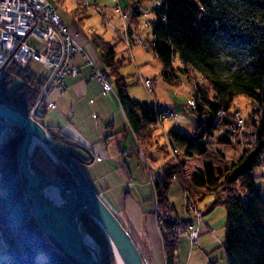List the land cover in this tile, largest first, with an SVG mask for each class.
<instances>
[{
	"label": "trees",
	"instance_id": "16d2710c",
	"mask_svg": "<svg viewBox=\"0 0 264 264\" xmlns=\"http://www.w3.org/2000/svg\"><path fill=\"white\" fill-rule=\"evenodd\" d=\"M151 13L155 16L149 25L154 38V55L162 64L161 73L165 82L177 85L172 75L176 58L181 73L189 76L197 73L190 83L196 82L192 97L196 102L193 113L198 118V124L190 134L177 131L166 133L168 145H158L152 104L140 102L127 94V81L121 73L123 59H116L114 46L97 36L92 37V42L101 55L105 68L103 72L114 88L142 155L147 160L146 153L154 147L167 156L171 155L170 162L156 170L162 184L153 186L164 263L175 264L176 244L183 234L182 231L174 233L177 221L183 227L189 223V219H173L166 202L169 183L175 177L183 191L191 194V187L199 191V200L211 196L204 205L205 213L223 208L222 247L227 264H264V198L255 187L252 176L256 168L264 167V24L257 25L255 22L257 17L264 16V0H161V6L153 7ZM129 16L130 23L137 27L140 14L133 9ZM128 30L134 34L130 26ZM220 58L230 60L233 67L216 70L213 61ZM16 79L20 85L9 91ZM41 84L42 79L35 76L28 64L18 68L9 61L0 81V98L28 114L37 96L34 86ZM240 96L249 98L252 104L246 123L253 124L255 106L263 111L261 120L254 125V140L240 150L228 169L216 172L206 164L187 176L178 155L188 158L204 155L205 145L214 137L216 130L222 132L216 140L218 145L239 148L230 140L227 130L238 112H231L230 109ZM220 112L223 115L215 125ZM38 122L49 133L53 143L73 148L80 146L61 131L53 132L41 121ZM4 125H11L13 134L0 144V264H77L45 234L31 211L25 197V179L16 159L22 129L0 118V130ZM170 149L176 152L172 153ZM90 158L82 162L87 164ZM54 165L57 177L72 181L61 165ZM30 166L39 171L32 160ZM81 229L98 247L101 262L115 264L105 237L85 215H81ZM143 251L142 257H147L148 250L144 248ZM40 253L44 254V258L38 261Z\"/></svg>",
	"mask_w": 264,
	"mask_h": 264
},
{
	"label": "crops",
	"instance_id": "0c3cea01",
	"mask_svg": "<svg viewBox=\"0 0 264 264\" xmlns=\"http://www.w3.org/2000/svg\"><path fill=\"white\" fill-rule=\"evenodd\" d=\"M48 1L51 3V0ZM54 1L57 3L56 6L59 11L56 12L57 15L60 17L61 22L67 26L74 43L80 47V50L72 55L68 63L69 68L77 69L79 74L77 77L66 76L63 91L53 89L43 98L42 107L45 113L43 118L44 120L48 116L49 118L48 122L41 121V123L45 127L51 128L53 132L61 131L71 137L81 147L87 149L91 155L89 156L91 157L90 161L87 164L99 163L101 171L99 176L90 178L94 191L130 234L140 253L144 254V248L148 250L147 257L150 264H165L161 246L159 220L156 216L155 192L147 173L148 164L145 157L139 151V146L125 119L113 86L110 84L109 88L99 85L98 82L96 83L97 85L93 83V69H97V66L100 64L103 66V63L99 51L92 42V37H101L107 43H111L103 36L96 34L89 26H86L85 22L92 14L101 13L99 7L107 10L105 3L108 0H84L88 6L85 11H82L74 0ZM146 1L130 0L131 6L129 10H124L131 13L133 9H136L137 13L140 14L138 18V22H140L141 16L150 12L153 8V0ZM100 2L101 5L99 4ZM116 6L115 12H117ZM119 9L122 10L120 7ZM146 24L148 25V23ZM116 38L120 39V32L119 34L117 33ZM134 44L137 43H133L131 46ZM172 75L177 85L165 83L167 90H171V92L173 91L172 86L184 84V80L180 76H175L174 71ZM92 85L95 86L94 89H91ZM127 94L129 95L128 92ZM130 97L136 99L135 97ZM158 99L156 98L155 101L162 108L171 109L173 105L175 108L173 119L179 118L176 113V111H180L178 109L179 105L174 100L160 102V99ZM80 101L84 103L87 101L88 108L92 106L93 110H99L101 114L108 109L107 107L120 113L123 125L122 128L117 130H115L113 124L114 116L111 119L106 118V120H102L107 127L106 136L101 138L104 146L102 149L97 147L95 149L86 148L83 143L73 137L74 134L70 130V125L75 115L73 109L80 107V104H78ZM187 107L189 113H191L189 106ZM91 115L92 118L98 117L96 112H92ZM187 118L189 116L185 118V121ZM175 124L178 126V122ZM179 130L180 127L174 131L179 132ZM66 147L67 150L64 154L75 149L70 146ZM141 164H143L144 169H142ZM55 169L54 166V177H56ZM194 192L199 195V191L194 189ZM165 198L167 205L171 208V216L174 219H189L188 224H192L193 228H198L199 230V236L195 242H191L186 236L178 240L176 244L175 264H227L225 251L222 247L225 225L224 210L216 211L217 209H215L210 213H205L204 211V205L210 201L211 196H205L202 200L203 202L206 201L203 207L196 205L197 210L202 214L200 220L193 219L190 212H185L183 206V188L179 183H173L168 187Z\"/></svg>",
	"mask_w": 264,
	"mask_h": 264
},
{
	"label": "rangeland",
	"instance_id": "374dc122",
	"mask_svg": "<svg viewBox=\"0 0 264 264\" xmlns=\"http://www.w3.org/2000/svg\"><path fill=\"white\" fill-rule=\"evenodd\" d=\"M153 1H152V6L154 7ZM74 2L76 3L75 0ZM50 4L52 5L53 9L56 12H59L57 10L56 1L51 0ZM99 4L101 5V2ZM105 4L107 5V10L103 9V7H99L101 13L92 14L89 18L86 19L87 21L85 20L86 21L85 25L89 26L99 36H103L108 42L112 44V46H114L116 59L118 60L123 59L124 67L121 69V73L126 78L127 81L126 90L129 93V95L135 97L136 100L140 102H145L148 104H153V102L156 103L155 101L156 98H159L160 100L159 99L158 100L160 102L174 100L179 105L178 109L180 111H176L179 118L173 119L174 116L168 118L162 122V125L160 127H157L155 134L158 140V145L163 146L166 143L164 138L165 133H168L169 131H174L176 128L180 127L179 132L181 133L190 134L193 131V128H195V126L198 124V118L196 114L192 112L189 113L187 107L189 106L191 100V94H190V90L188 89V86L190 84L191 78H193L194 75H197V73L191 74L190 76L181 73L178 70L179 60L178 58H176L174 62L173 71L175 73V76H180L184 80V84L183 85L180 84L178 86H172L173 91H175V92L172 91L173 93L171 92V90H167L165 86L166 85L165 83L167 82H164L165 79L163 78V75L161 73L163 70L162 64L155 57L154 53L152 51L147 50L144 46L140 44H134L133 46H131L130 54L132 58L129 60L130 57L126 53L127 46L125 42L122 39L116 38L117 33L119 34V32L121 33L123 31L122 30L123 21L120 15L117 12H115V6L118 5L122 9V11H125L124 9L129 10L131 6L130 0H117V1L108 0ZM154 19L155 16L150 11L141 16L140 22H138L137 27L133 26L132 23H130V21H128V26H130L132 31L134 30L133 31L134 34L140 36L143 40L147 41L148 44H151L154 41V38L150 32L151 30L149 23H151ZM255 22L257 25L264 24V16L257 17ZM146 23H148V25ZM26 43L28 45H31L37 50L41 48V44L32 37L26 39ZM213 63L216 66L215 67L216 70L219 71H220V67H223L224 69L233 67L232 62L226 58H220L218 60L213 61ZM28 68L32 72L37 74L43 72V68L41 64L37 63L34 60L29 61ZM97 69H96L97 71H101V72L104 71V68L103 66H101V64L97 66ZM139 75H141L143 79L150 80L152 82L153 92H148L144 88V86L139 81ZM93 81H94L93 83L97 85L96 84L97 80L95 79V77H93ZM19 85H20V81H18L17 79L14 80L9 87V91L17 88ZM94 88L95 86L92 85L91 89ZM78 104H80V107L73 109L75 115H74V120L70 125V130L74 134L73 137L79 142L83 143L86 146V148L95 149V147H97L99 149H102L104 146L101 142V138L106 136V131H107L106 129L107 127L105 123L102 122V120L104 121L106 120V118L111 119L114 116L113 124L115 130H117L119 128H122L123 125V121L121 119L120 113L107 107L108 109L103 114H101L99 110L96 109L93 110V108H91L92 106H89L88 108L87 101H85V103L83 101H80ZM251 106L252 104L249 98L245 96H240L234 100V103L230 111L231 112L238 111L240 112L241 117L244 120H248V116L250 115L252 109ZM172 107H171L172 111L175 112L174 111L175 108L173 105ZM92 112H96L98 117L92 118L91 115ZM186 115L189 116V118H187V120L185 121V118L187 117ZM48 118L49 116L47 117V119L45 118V120L44 118H41V119H37L36 121L46 122ZM177 122H178V126L175 124ZM12 134H13L12 126L4 125L0 130V144L4 142ZM221 135L222 132L220 130H216L214 132V137L207 141L205 145L206 152L202 156H195L192 158H188L181 154L178 155V159L180 160V162L184 163V171L187 176H190L192 173H194L196 170L200 169L203 165L206 164L210 165L213 168V170L216 172L224 171L225 169H228L230 164L234 162L238 157L240 150L249 146L252 142L250 141L249 136L242 133L237 138L242 143L240 144L239 141L235 140L234 142L239 148L234 149L227 145L217 144L216 140L220 138ZM72 150L76 152V154L80 156L81 159H87L89 156H91L87 151V149L85 148H83V150L79 148H75ZM170 157L171 155L167 156L166 154L160 152L159 150H157V148L154 147L146 153V158H147L146 163L148 164L147 166H149L151 169L158 170L164 168L166 164L170 162L169 161ZM32 161L36 166V168L42 174L51 178L55 176V172H54L55 163H53L52 160L47 156V154L44 151H42L40 148H37L35 150L32 157ZM141 166L142 169H144L143 164H141ZM78 167L86 182L94 190L92 182H90V178L99 176L101 172L99 163H90V164L78 163ZM263 172H264V167H259L256 168L254 173L252 174L254 185L256 188L259 189L260 192L259 194L262 198H264V176H262ZM177 182L173 180L172 182L169 183V186L172 185L173 183L178 184L179 182L178 183ZM191 192L195 204L198 205L199 207H203L206 201L203 202L202 200H199L198 195L194 192V188L192 187H191ZM216 209H217L216 211H223V208L221 207H218ZM156 216L158 217V213L156 214ZM183 238H185V236L181 235L179 237V240ZM96 250L99 252L98 247H96ZM43 258H44L43 253L38 254L37 256L38 261H41Z\"/></svg>",
	"mask_w": 264,
	"mask_h": 264
},
{
	"label": "built area",
	"instance_id": "2783aa9c",
	"mask_svg": "<svg viewBox=\"0 0 264 264\" xmlns=\"http://www.w3.org/2000/svg\"><path fill=\"white\" fill-rule=\"evenodd\" d=\"M75 1L76 5L82 11L87 9L88 6L84 0ZM153 4L154 7H160L161 0H154ZM116 11L123 21V31L120 33V37L127 46L126 53L129 55L130 59L132 58L130 54V45L133 42H137L147 50L155 53L154 41L148 44L147 41L143 40L140 36L129 32V13L120 10L118 6H116ZM29 37L34 38L41 44L39 50L26 43V39ZM79 50L80 47L74 43L68 28L61 22L60 17L48 0H0V81L9 61L18 68H21L25 67L29 61L34 60L41 64L43 68L42 73L37 74L33 72L35 76L42 79V84L39 87L34 86V88L37 89V96L28 113L31 118L35 120L43 118L45 114L42 107L43 98L53 89L63 91L65 88L64 79L66 76H78V70L70 69L68 63L72 55ZM93 75L99 85L110 88V80L105 72L93 69ZM139 81L148 92H153L152 82L150 80L143 79L139 75ZM195 85L196 82L193 81L189 86L191 94L189 108L192 113L196 109L195 98L192 97ZM152 109L156 127H160L164 120L174 116L172 109L161 108L154 102L152 104ZM254 109L256 112L252 116L253 124L246 123L239 112L235 113L234 121L229 125L227 130V135L231 141H239L237 138L242 133L249 136L250 141L254 140V125L259 123L263 115V111L258 105L255 106ZM222 115L223 112L218 114V118L214 121L215 125L218 124L219 118L222 117ZM164 138L168 145L166 135H164ZM239 143L241 144L242 142L239 141ZM170 151L172 153L176 152L172 149H170ZM147 173L152 186L156 183L159 185L162 184L161 177L156 170L148 166ZM183 206L186 213L190 212L192 214L193 219L200 220L202 214L196 209L191 194L187 190L183 191ZM156 211L158 212L157 205ZM177 223L178 225L174 228V233L177 234L182 231V235L188 237L191 242H195L196 238L199 236L198 228H193L192 224H187V226L183 227L179 221H177ZM0 244H2L1 240ZM142 258L144 264H150L146 257Z\"/></svg>",
	"mask_w": 264,
	"mask_h": 264
},
{
	"label": "water",
	"instance_id": "95a60500",
	"mask_svg": "<svg viewBox=\"0 0 264 264\" xmlns=\"http://www.w3.org/2000/svg\"><path fill=\"white\" fill-rule=\"evenodd\" d=\"M0 118L22 129L16 159L25 179V197L45 234L53 239L61 251L77 264H103L98 251L85 243L86 238L93 242L81 229V215H85L105 237L115 264H144L130 234L84 179L78 167L83 159L73 150L60 153L38 121L1 98ZM36 147L44 151L53 163L61 165L72 181L57 176L47 177L33 170L30 165ZM76 148L83 150L81 146Z\"/></svg>",
	"mask_w": 264,
	"mask_h": 264
},
{
	"label": "bare ground",
	"instance_id": "6f19581e",
	"mask_svg": "<svg viewBox=\"0 0 264 264\" xmlns=\"http://www.w3.org/2000/svg\"><path fill=\"white\" fill-rule=\"evenodd\" d=\"M56 147H57V150L60 153H62V154H64L66 152V150H67V147L66 146L60 145L59 143H56ZM85 243L87 245H89L92 249H94V250L96 249L94 243L91 240H89V239L86 238L85 239Z\"/></svg>",
	"mask_w": 264,
	"mask_h": 264
}]
</instances>
